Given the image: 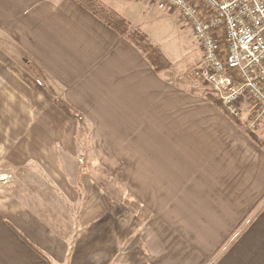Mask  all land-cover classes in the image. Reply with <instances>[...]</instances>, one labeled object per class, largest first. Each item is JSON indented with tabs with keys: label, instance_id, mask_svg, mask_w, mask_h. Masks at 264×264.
I'll list each match as a JSON object with an SVG mask.
<instances>
[{
	"label": "crops",
	"instance_id": "crops-1",
	"mask_svg": "<svg viewBox=\"0 0 264 264\" xmlns=\"http://www.w3.org/2000/svg\"><path fill=\"white\" fill-rule=\"evenodd\" d=\"M0 32L89 125L102 169L81 187L74 121L24 66L0 75V119L6 89L31 98L27 119L50 121L36 135L60 142L34 155L77 174L52 175L46 193L34 177L23 191L0 183V264H264V128L178 80L174 61L156 69L76 0H0Z\"/></svg>",
	"mask_w": 264,
	"mask_h": 264
},
{
	"label": "rangeland",
	"instance_id": "rangeland-1",
	"mask_svg": "<svg viewBox=\"0 0 264 264\" xmlns=\"http://www.w3.org/2000/svg\"><path fill=\"white\" fill-rule=\"evenodd\" d=\"M107 1V3L111 5L112 2H110V0ZM125 1L126 6L114 5L117 6L118 12L121 13L122 17L129 24L130 29L126 35H128L129 38L131 37L130 39L140 45V47H145L148 43H151L159 49L161 48L168 59L171 60V62H175L178 72L173 73L179 76L177 79L179 80L186 77V75L189 78V73L197 69L203 60V56H201V47L195 40L191 27L181 19L179 14L174 10H161L148 0ZM141 35H144L146 38L142 40L141 37H139ZM146 53L150 56V52L146 51ZM14 56L15 52L13 45H9L3 40L0 32V75H5L10 68H15L18 75L20 74L21 67L24 66V72L29 75L28 82L35 86H37L36 84H40L41 88L39 89L44 90L45 95L48 97L46 90L38 79L37 73L29 67L30 62L22 61L18 56L16 58ZM46 78L47 84L52 86L49 78ZM202 86L206 87L205 92H212L205 84H202ZM30 90L34 91V89ZM12 91L11 89H6L8 94L4 98V106L1 108V110L4 111L2 115L4 119H0V183L6 182L7 186L12 187H14L16 183L17 187L15 188L23 191L27 189L34 177V186L40 189L41 192H44L46 190V184L52 183L50 179L52 175L55 179L77 176V174H73L72 170L54 168L55 163L49 162V160L46 161L44 153L36 154V156L34 155L35 147L47 148L54 145L56 146V144L60 146L59 139L56 140L57 137L52 141L53 137L50 135H36L35 132L37 129L35 130L34 128L37 126V128L44 130L45 126L50 123V121L46 122L42 119L28 120V113L35 111L34 101L29 97L24 101V96V98H20L18 92L13 93ZM50 104L54 109L56 105L55 102L52 101ZM21 116L24 118L23 120H20ZM16 117H18L19 120L16 119ZM70 119L74 121V139L76 140V142L74 140V144L75 149L76 146L78 149V154L76 153L78 159L81 160L80 174H78L81 180L79 178L78 182L82 187L81 183L86 182L88 180L87 177L90 179L94 178V176L96 177V175H98L97 172H102V169L100 170V168L94 167L92 163V160H95V156L91 147L89 125L80 115L76 116V120ZM243 121L245 124V120ZM261 128H264V122L259 125L258 130ZM30 130H32V132ZM258 130L255 133H257ZM64 144L67 145L66 142ZM72 151L75 153L74 149ZM76 154L74 156H76ZM46 165L49 167V171L45 169L44 166ZM48 172L52 174L49 175ZM86 187L88 186L86 185L85 188ZM90 187L92 188V186ZM97 187L99 189L102 188L101 185ZM105 191H109L108 186H105ZM52 195L53 194L50 196ZM54 198L55 202L60 204L58 197ZM60 200L62 201L61 198Z\"/></svg>",
	"mask_w": 264,
	"mask_h": 264
},
{
	"label": "built area",
	"instance_id": "built-area-1",
	"mask_svg": "<svg viewBox=\"0 0 264 264\" xmlns=\"http://www.w3.org/2000/svg\"><path fill=\"white\" fill-rule=\"evenodd\" d=\"M148 1L176 11L191 27L203 60L189 78L256 131L264 122V0Z\"/></svg>",
	"mask_w": 264,
	"mask_h": 264
},
{
	"label": "trees",
	"instance_id": "trees-1",
	"mask_svg": "<svg viewBox=\"0 0 264 264\" xmlns=\"http://www.w3.org/2000/svg\"><path fill=\"white\" fill-rule=\"evenodd\" d=\"M80 6L90 12L94 17L100 20L103 24L111 28L112 30L118 32L119 34L125 35L129 31V24L126 20L112 7L108 6L101 0H76ZM138 34V33H137ZM140 35V34H138ZM143 40L146 38L144 35L139 36ZM131 38V37H130ZM141 40V41H142ZM140 46V45H139ZM144 53L146 51L150 52V56L146 53V56L150 63L154 65L156 69L158 68H169L171 66L170 61L159 48L148 43L145 47H140ZM31 69L37 73L38 79L41 81L44 89L47 92L48 97L55 102V104L63 111L67 116L76 120L78 115L76 111L64 100L59 97L55 90L47 84L45 76L32 64H30ZM230 74H233L231 71ZM79 116V115H78ZM236 120V119H235ZM238 122V120H237ZM238 126H241L238 122ZM251 138L262 147V142H259L258 138L254 134H249Z\"/></svg>",
	"mask_w": 264,
	"mask_h": 264
}]
</instances>
